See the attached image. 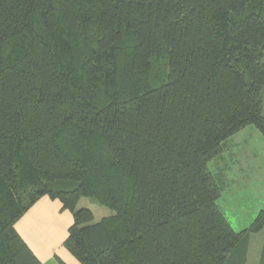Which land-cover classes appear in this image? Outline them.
<instances>
[{
	"label": "trees",
	"instance_id": "obj_1",
	"mask_svg": "<svg viewBox=\"0 0 264 264\" xmlns=\"http://www.w3.org/2000/svg\"><path fill=\"white\" fill-rule=\"evenodd\" d=\"M263 91L264 0H0V264H40L43 197L79 264H246L264 209L234 231L208 164L264 140Z\"/></svg>",
	"mask_w": 264,
	"mask_h": 264
},
{
	"label": "rangeland",
	"instance_id": "obj_2",
	"mask_svg": "<svg viewBox=\"0 0 264 264\" xmlns=\"http://www.w3.org/2000/svg\"><path fill=\"white\" fill-rule=\"evenodd\" d=\"M264 116V91L262 93ZM208 170L222 182L217 205L231 228L242 231L251 225L264 209V140L253 127L234 135L219 158L208 164ZM88 209L95 220L112 212L91 198H82L77 209ZM264 231L250 234L246 264H258Z\"/></svg>",
	"mask_w": 264,
	"mask_h": 264
},
{
	"label": "crops",
	"instance_id": "obj_3",
	"mask_svg": "<svg viewBox=\"0 0 264 264\" xmlns=\"http://www.w3.org/2000/svg\"><path fill=\"white\" fill-rule=\"evenodd\" d=\"M71 224V214L58 201L43 197L14 228L40 264H79L63 247Z\"/></svg>",
	"mask_w": 264,
	"mask_h": 264
}]
</instances>
